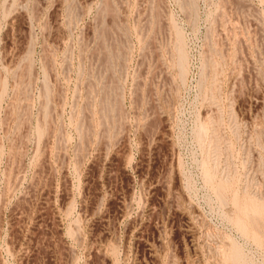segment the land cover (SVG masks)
Masks as SVG:
<instances>
[{
	"label": "rangeland",
	"instance_id": "374dc122",
	"mask_svg": "<svg viewBox=\"0 0 264 264\" xmlns=\"http://www.w3.org/2000/svg\"><path fill=\"white\" fill-rule=\"evenodd\" d=\"M0 264H264V0H0Z\"/></svg>",
	"mask_w": 264,
	"mask_h": 264
},
{
	"label": "bare ground",
	"instance_id": "6f19581e",
	"mask_svg": "<svg viewBox=\"0 0 264 264\" xmlns=\"http://www.w3.org/2000/svg\"><path fill=\"white\" fill-rule=\"evenodd\" d=\"M224 188V187H223Z\"/></svg>",
	"mask_w": 264,
	"mask_h": 264
}]
</instances>
